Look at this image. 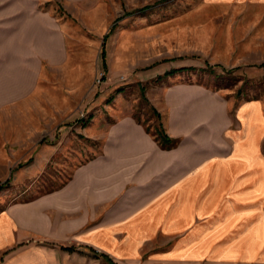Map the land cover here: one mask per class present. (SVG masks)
Here are the masks:
<instances>
[{"label":"crops","instance_id":"1","mask_svg":"<svg viewBox=\"0 0 264 264\" xmlns=\"http://www.w3.org/2000/svg\"><path fill=\"white\" fill-rule=\"evenodd\" d=\"M54 1L0 0V108L31 92L43 63L65 59ZM165 100L176 149L160 150L134 119H119L103 156L65 187L0 212V264H112L109 251L59 245L76 235L107 250L119 234L136 258L143 242L165 243L147 264H264L263 104L243 101L231 115L219 93L189 83L171 84ZM34 234L52 244L31 245Z\"/></svg>","mask_w":264,"mask_h":264},{"label":"rangeland","instance_id":"2","mask_svg":"<svg viewBox=\"0 0 264 264\" xmlns=\"http://www.w3.org/2000/svg\"><path fill=\"white\" fill-rule=\"evenodd\" d=\"M63 5L52 4L65 59L43 63L31 92L0 108V212L65 187L78 168L103 156L109 128L124 117L141 125L160 150L176 149L180 138L167 131L165 103L173 83L219 93L231 115L249 100L264 110L262 0H88L71 13ZM161 134L176 144L163 142ZM79 238L59 246L109 251L112 264H147L165 245L147 240L136 258L125 253L123 242L131 240L123 234L113 240L118 247L107 250ZM28 241L50 243L37 234Z\"/></svg>","mask_w":264,"mask_h":264},{"label":"trees","instance_id":"3","mask_svg":"<svg viewBox=\"0 0 264 264\" xmlns=\"http://www.w3.org/2000/svg\"><path fill=\"white\" fill-rule=\"evenodd\" d=\"M104 44V43H103ZM102 48H104V47H102ZM101 56H102V59L104 60L105 58V53H104V50L102 49V53H101ZM220 68V67H219ZM161 140L163 141V142H167V143H170V144H176L175 143V140H173V139H171V138H169V137H167L165 134H161ZM167 147H170V146H167ZM2 187H0V189H1Z\"/></svg>","mask_w":264,"mask_h":264}]
</instances>
